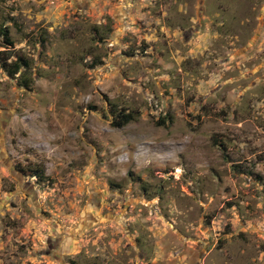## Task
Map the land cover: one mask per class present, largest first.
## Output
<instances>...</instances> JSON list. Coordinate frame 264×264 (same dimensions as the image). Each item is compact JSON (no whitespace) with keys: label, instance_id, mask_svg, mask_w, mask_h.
<instances>
[{"label":"rangeland","instance_id":"obj_1","mask_svg":"<svg viewBox=\"0 0 264 264\" xmlns=\"http://www.w3.org/2000/svg\"><path fill=\"white\" fill-rule=\"evenodd\" d=\"M3 29L0 264H264V0H0Z\"/></svg>","mask_w":264,"mask_h":264},{"label":"trees","instance_id":"obj_2","mask_svg":"<svg viewBox=\"0 0 264 264\" xmlns=\"http://www.w3.org/2000/svg\"><path fill=\"white\" fill-rule=\"evenodd\" d=\"M0 37H5V40L8 45L13 46L14 43L11 40L9 30L3 29L0 31ZM3 69L9 73L10 76L15 77L23 68H28L29 63L27 61H24L22 57H17L15 62L9 63L7 60L5 63H2ZM24 84V83H23ZM25 86H28V82H25ZM135 120V117L131 113H124V112H118L115 120H114V126L117 128H123L126 125L130 124ZM34 176H38L39 178L45 177L44 172L41 170L34 171Z\"/></svg>","mask_w":264,"mask_h":264}]
</instances>
